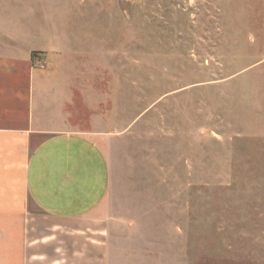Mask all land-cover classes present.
<instances>
[{
  "label": "rangeland",
  "instance_id": "1",
  "mask_svg": "<svg viewBox=\"0 0 264 264\" xmlns=\"http://www.w3.org/2000/svg\"><path fill=\"white\" fill-rule=\"evenodd\" d=\"M29 4L98 94L120 257L264 264V0Z\"/></svg>",
  "mask_w": 264,
  "mask_h": 264
},
{
  "label": "crops",
  "instance_id": "2",
  "mask_svg": "<svg viewBox=\"0 0 264 264\" xmlns=\"http://www.w3.org/2000/svg\"><path fill=\"white\" fill-rule=\"evenodd\" d=\"M29 1L0 0V264H136L104 212L98 94L65 54L41 65Z\"/></svg>",
  "mask_w": 264,
  "mask_h": 264
}]
</instances>
